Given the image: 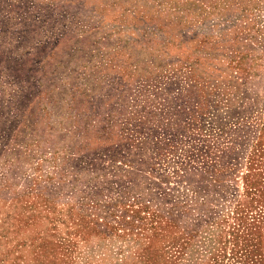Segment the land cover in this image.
<instances>
[{"label": "rangeland", "instance_id": "374dc122", "mask_svg": "<svg viewBox=\"0 0 264 264\" xmlns=\"http://www.w3.org/2000/svg\"><path fill=\"white\" fill-rule=\"evenodd\" d=\"M258 116L264 0H0V264H264Z\"/></svg>", "mask_w": 264, "mask_h": 264}, {"label": "trees", "instance_id": "16d2710c", "mask_svg": "<svg viewBox=\"0 0 264 264\" xmlns=\"http://www.w3.org/2000/svg\"><path fill=\"white\" fill-rule=\"evenodd\" d=\"M264 116H258L257 117V122H258V124L261 126V128H262V126H263V124H264V118H263ZM261 128H258V130L260 131L261 130ZM258 140V139H257ZM249 158L248 159H250V156H248ZM250 161V160H249ZM249 183V185H251L252 184V182H248ZM257 204H259V206H263L264 205V198L263 199H260V200H258L257 201V203H256V205ZM237 205L239 206V202L237 203ZM263 209V208H262ZM125 216L127 217V216H129V218L131 217V215H126L125 214ZM232 217V219H233V223L231 224V225H229V227L231 228V229H236V228H238L239 227V222H238V215L236 214V212H235V215H233V216H231ZM224 221V220H223ZM169 222V221H168ZM210 226L212 225L211 223H208ZM125 225H123L122 227H124ZM205 226V225H204ZM209 226V227H210ZM209 227H207V226H205V227H203L202 229H199V228H197V229H194V230H192V231H187V232H184V233H182V234H180L179 236L177 235H175V236H173L172 238H171V240H169L168 242H167V245L170 247V246H172V244H174L175 243V240L174 239H178V240H180V241H183V240H187L188 239V237L189 236H192L193 234H195V233H197V232H199V233H203V234H205V235H207V233L208 232H211L210 231V229L211 228H209ZM197 230V231H196ZM207 230V231H206ZM229 231V230H228ZM191 232V233H190ZM165 246V245H164Z\"/></svg>", "mask_w": 264, "mask_h": 264}]
</instances>
